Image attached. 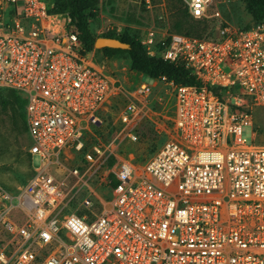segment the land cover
<instances>
[{"label":"built area","instance_id":"obj_1","mask_svg":"<svg viewBox=\"0 0 264 264\" xmlns=\"http://www.w3.org/2000/svg\"><path fill=\"white\" fill-rule=\"evenodd\" d=\"M8 2L0 88L26 99L33 172L16 190L0 183V264H264V20L202 37L150 29L148 53L201 85L161 76L128 91L77 49L76 27L54 31L48 1ZM211 3L185 0L196 19L221 16ZM161 87L174 96L172 130L140 164L121 150L139 141ZM120 99L117 133L102 142L101 112Z\"/></svg>","mask_w":264,"mask_h":264},{"label":"rangeland","instance_id":"obj_2","mask_svg":"<svg viewBox=\"0 0 264 264\" xmlns=\"http://www.w3.org/2000/svg\"><path fill=\"white\" fill-rule=\"evenodd\" d=\"M8 1L0 0V13L6 17L17 6ZM46 1L52 6L55 0ZM216 11L220 12V17L210 16L199 21L187 12L185 0H99V14L95 19H90V30L96 38L108 32H113L116 36L141 37L150 29L163 35L175 31V24L181 21L183 30L193 24L194 34L217 35L219 28H240L255 22L243 0H212L209 15ZM53 14L56 16L55 21L50 23L55 32L59 29L63 33L67 31V36L75 33L77 27L66 12ZM205 26L207 29H203ZM77 49L83 52L81 44ZM83 55L111 74L128 91H134L141 81L153 82L150 77L131 67L130 57L126 53L108 57L102 48L94 47ZM119 103L120 106L104 108L101 112L102 125H106L104 128L102 126L103 133L99 136L102 142L117 133L121 99ZM148 106L152 107L153 112L150 113V118L144 119L140 124L139 141L128 142L124 145L125 150H121L132 152L136 162L140 164L149 160L153 151H157L166 142L172 130L174 96L166 87L157 88ZM23 111L22 103L16 101L11 91L0 89V183L12 190L24 185L33 172L29 152L31 137L23 120ZM255 116L256 127L264 131V108L257 109ZM250 130L249 127L244 129V136L248 139L251 137ZM256 142L264 144V134H259ZM35 162L37 163V159Z\"/></svg>","mask_w":264,"mask_h":264},{"label":"trees","instance_id":"obj_3","mask_svg":"<svg viewBox=\"0 0 264 264\" xmlns=\"http://www.w3.org/2000/svg\"><path fill=\"white\" fill-rule=\"evenodd\" d=\"M243 1L246 4L247 10L252 14L253 18L255 19V22L253 24L264 20V0ZM50 12L67 13L71 21L76 25L77 29L79 30V39L83 46V54L94 49L96 37L90 30V19H95L99 14V0H55L52 3V6H50ZM194 19L201 21L200 19ZM181 25V21L175 24L176 32H181L199 37L204 36L203 33L194 34L195 25L193 24H190L187 30H183ZM250 26L252 25H249L247 27ZM203 29H207V26L203 27ZM103 36L115 37L124 42L129 43L131 45L129 49L104 47L102 48V51L108 57H114L122 53L128 54V56L130 57L131 67L134 70L142 73L144 76L150 78L166 76L168 79L174 80L177 84L201 85V81H199L193 75L192 71L188 69L185 65L170 62L160 56H151L148 53L146 46L143 45V43L141 42L140 37L116 36L113 32H108ZM0 89H6L8 91H11L13 96L16 98V101L22 103V106L24 107L23 120L26 123V99L14 89ZM112 129H114V127Z\"/></svg>","mask_w":264,"mask_h":264},{"label":"water","instance_id":"obj_4","mask_svg":"<svg viewBox=\"0 0 264 264\" xmlns=\"http://www.w3.org/2000/svg\"><path fill=\"white\" fill-rule=\"evenodd\" d=\"M95 47L96 48L110 47V48L129 49L131 45L115 37L99 36L96 38Z\"/></svg>","mask_w":264,"mask_h":264}]
</instances>
